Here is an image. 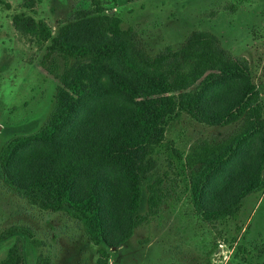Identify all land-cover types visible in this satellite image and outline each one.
<instances>
[{
  "label": "rangeland",
  "instance_id": "374dc122",
  "mask_svg": "<svg viewBox=\"0 0 264 264\" xmlns=\"http://www.w3.org/2000/svg\"><path fill=\"white\" fill-rule=\"evenodd\" d=\"M97 4L102 13L120 18V27L130 29L151 57L209 38L240 68L246 64L248 73L233 70L213 80L209 94L216 103L234 102L247 84L257 95H248L216 124L178 110L165 119L162 141L145 157L151 167L135 229L119 247L106 245L98 229L69 212L66 199L54 203L18 193L1 166L0 232L15 225L31 229L39 243L22 236L23 264H39L38 257L47 259L42 264H264V187L240 200L235 219L216 211L224 205L221 191L240 171L252 172L263 150L264 129L254 123L251 108L259 104L264 119V0H0V153L7 143L43 129L67 94L43 65L75 71L83 64L64 59L49 43L39 46L17 30L13 16L43 20L57 35L64 24L92 15ZM206 142L223 146L226 155L208 165L198 194L191 176L201 164L189 166L187 158ZM119 235L114 230L111 239ZM14 241H0V261Z\"/></svg>",
  "mask_w": 264,
  "mask_h": 264
},
{
  "label": "trees",
  "instance_id": "16d2710c",
  "mask_svg": "<svg viewBox=\"0 0 264 264\" xmlns=\"http://www.w3.org/2000/svg\"><path fill=\"white\" fill-rule=\"evenodd\" d=\"M95 9L92 15L64 24L57 35L43 20L13 16L17 30L33 36L39 46L49 43L48 49L64 59L83 64L75 71L43 65L67 94L43 129L5 145L0 166L18 193L54 203L66 199L69 212L98 229L106 245L119 247L135 229L143 178L151 167L145 157L162 141L165 119L178 110L216 124L257 92L247 84L234 102L216 103L209 94L213 80L233 70L248 73L246 64L240 68L209 38L151 57L136 45L130 29L120 27V18L102 13L98 4ZM251 112L254 123L264 129L261 106L255 104ZM222 147L206 142L189 153V166L201 164L191 176L198 194L211 171L208 165L226 155ZM262 149L252 172L240 171L231 179L234 184L221 191L224 205L216 210L221 217L235 219L240 200L264 187V137ZM228 191L235 193L233 197H222ZM114 230L120 231L116 240L111 239ZM12 236L15 241L0 264L24 263L22 236L39 243L30 228L16 225L0 232V241ZM37 261L48 262L41 257Z\"/></svg>",
  "mask_w": 264,
  "mask_h": 264
}]
</instances>
